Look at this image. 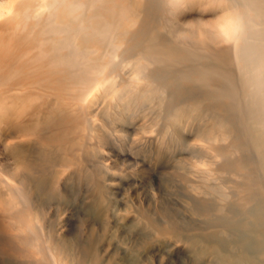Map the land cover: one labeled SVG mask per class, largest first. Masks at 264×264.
Returning a JSON list of instances; mask_svg holds the SVG:
<instances>
[{
  "label": "rangeland",
  "instance_id": "1",
  "mask_svg": "<svg viewBox=\"0 0 264 264\" xmlns=\"http://www.w3.org/2000/svg\"><path fill=\"white\" fill-rule=\"evenodd\" d=\"M0 4V264H264V0Z\"/></svg>",
  "mask_w": 264,
  "mask_h": 264
},
{
  "label": "bare ground",
  "instance_id": "2",
  "mask_svg": "<svg viewBox=\"0 0 264 264\" xmlns=\"http://www.w3.org/2000/svg\"><path fill=\"white\" fill-rule=\"evenodd\" d=\"M3 9H5L6 10V12L7 11H10L11 10V6H9V5H6V6H3L2 4H0V15L2 14V12H3ZM45 10V9H44ZM234 17V16H233ZM230 18V19H228V20H226L224 23H223V25H222V33H223V36H225L226 38H229V39H236L235 41H237L238 39L237 38H239V37H241L242 35H241V32L243 31L244 32V26H243V28H242V24L243 23H240V21H239V18L237 19V17H234V18ZM242 22V21H241ZM243 29V30H242ZM241 35V36H240ZM7 204V203H6ZM3 236L5 237V235H2L1 237L3 238ZM8 238V237H7ZM3 239H5V238H3ZM7 241V239L4 241L3 240V242H6ZM6 243H9V242H6ZM1 244H3V243H1ZM11 244H7V247L9 248V249H11V246H10ZM5 245H4V247H3V252H4V250H5ZM2 250H0V252H1ZM14 251V250H13ZM17 252H19V251H17ZM18 254V253H17ZM20 254V253H19ZM1 262H3V261H1ZM3 264V263H2Z\"/></svg>",
  "mask_w": 264,
  "mask_h": 264
}]
</instances>
